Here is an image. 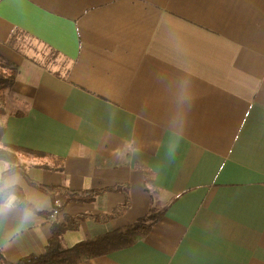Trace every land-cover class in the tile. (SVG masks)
<instances>
[{"label":"crops","instance_id":"1","mask_svg":"<svg viewBox=\"0 0 264 264\" xmlns=\"http://www.w3.org/2000/svg\"><path fill=\"white\" fill-rule=\"evenodd\" d=\"M0 56L17 68L1 142L47 154L2 180L42 212L0 203L5 260L65 215L90 217L63 248L158 213L76 264H264V0H0Z\"/></svg>","mask_w":264,"mask_h":264},{"label":"trees","instance_id":"2","mask_svg":"<svg viewBox=\"0 0 264 264\" xmlns=\"http://www.w3.org/2000/svg\"><path fill=\"white\" fill-rule=\"evenodd\" d=\"M17 73L16 66L9 60L0 56V114L4 113V92L10 88L15 80ZM17 116L21 113H16ZM4 134V127L0 126V160L8 164V168L2 173L0 186L2 185L3 178L10 173H20L26 177L23 166L20 165V155L30 157H46L47 154L35 150L27 149L24 147L13 146L1 142ZM48 160L52 162L57 168L61 163V158H54L49 156ZM27 178V177H26ZM28 180V179H27ZM30 184L40 187L43 190L59 191L66 196V201H92L100 190H86V191H73L68 188L59 187H45L42 184L28 180ZM53 192V193H54ZM10 193L17 195V205L28 208L36 213L38 211L32 204H30L23 193L21 187L15 185L0 190V203L7 200ZM52 193V195H53ZM158 213H152L149 216L139 218L137 221L118 227L112 231L104 234L95 235L85 238L70 247L63 248L61 241L64 233L67 230H76L84 219L90 217L89 214L65 215L63 221L55 220L50 227V236L43 248L39 253H29L20 258L18 261L11 263L5 260L0 250V264H76L86 259L94 258L112 251L128 247L136 243L142 238L151 225V222L157 217ZM115 216L111 214H101L92 216L95 221L104 222Z\"/></svg>","mask_w":264,"mask_h":264},{"label":"clouds","instance_id":"3","mask_svg":"<svg viewBox=\"0 0 264 264\" xmlns=\"http://www.w3.org/2000/svg\"><path fill=\"white\" fill-rule=\"evenodd\" d=\"M16 197L14 193H10L7 197V200L5 201L6 205H8L9 207L13 205L14 201H15ZM33 217L32 216H26L23 218L22 222L23 223H27L29 222Z\"/></svg>","mask_w":264,"mask_h":264},{"label":"built area","instance_id":"4","mask_svg":"<svg viewBox=\"0 0 264 264\" xmlns=\"http://www.w3.org/2000/svg\"><path fill=\"white\" fill-rule=\"evenodd\" d=\"M57 213V211L56 210H53V214H56Z\"/></svg>","mask_w":264,"mask_h":264}]
</instances>
